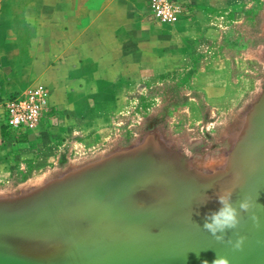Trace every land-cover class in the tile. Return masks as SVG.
<instances>
[{"label":"rangeland","instance_id":"1","mask_svg":"<svg viewBox=\"0 0 264 264\" xmlns=\"http://www.w3.org/2000/svg\"><path fill=\"white\" fill-rule=\"evenodd\" d=\"M146 19L167 24L152 20L149 12ZM125 74L115 91L119 103L113 113H105L106 104L78 117L59 107L52 114L60 118L51 123L54 128L39 127L33 130L39 134L31 138L9 132L18 141L14 145L21 146L16 148L19 152L30 146L36 149L20 153L16 162L0 169V202L119 155L124 161L118 172L134 178L142 205L162 203L172 215L200 218L220 207L218 194L226 190L232 194L264 160V143L254 140L257 129L251 131L249 125L264 95V0H251L240 23L223 29L216 43L206 44L179 68ZM212 79L219 86L206 88L205 82ZM92 116L99 120H90ZM97 130L101 134L96 141L86 140ZM27 137L33 143L22 146L20 141ZM91 216L94 221L100 218L95 212ZM55 239L32 249L46 255L60 252L69 242ZM52 244L61 249L51 251Z\"/></svg>","mask_w":264,"mask_h":264},{"label":"crops","instance_id":"2","mask_svg":"<svg viewBox=\"0 0 264 264\" xmlns=\"http://www.w3.org/2000/svg\"><path fill=\"white\" fill-rule=\"evenodd\" d=\"M189 1L191 17L159 25L146 19L149 0H0V98L47 86L53 107L43 130L54 128L51 123L60 118L52 114L59 107L78 117L106 104L105 113H113L125 73L152 75L179 68L206 44L216 43L223 29L240 23L251 0ZM125 56L127 62H121ZM215 79L205 87L217 88ZM10 131L0 108V169L36 149L29 138L38 132L14 131L29 136L20 143L30 147L19 152ZM100 134L97 130L86 140L96 141Z\"/></svg>","mask_w":264,"mask_h":264},{"label":"bare ground","instance_id":"3","mask_svg":"<svg viewBox=\"0 0 264 264\" xmlns=\"http://www.w3.org/2000/svg\"><path fill=\"white\" fill-rule=\"evenodd\" d=\"M258 137L263 138L264 134L260 132ZM118 156L109 155L100 161L93 162L92 165H85L69 171L61 179L53 178L44 183L43 186L37 187L21 197L9 200L7 203L0 202V211H4L0 215V248L10 249L4 242V237L13 230L17 234L22 233L23 239L40 237L48 230H67L69 224L66 223L65 216L72 210L84 214V209L87 206L100 207L106 220L113 222L125 220V224L118 228L116 232L118 234L114 236L122 237L118 238V241H111L101 238L106 234L90 232L92 231L91 224L89 227H85L82 224V220L85 218H82L79 229L89 230V233L82 237L86 239L85 241H81L82 238L76 235V238H73L71 248L73 252L70 254L75 258V262L92 261L100 256H107L109 253L107 255L96 253L108 246L114 248L121 246V244H127V247L136 250L151 249L152 246L165 244L172 245L177 242L176 245L186 247L201 245L190 244V242L201 243L205 240L202 238H206L201 237L205 233L195 232L190 228V226L203 225L204 223H200L201 221H191L194 223H190V221H182L186 219L169 221L168 219L157 218L160 207L157 209L154 206L159 205L147 207V204L142 205L140 199L136 198L134 191L127 193L130 180L127 175L112 173L104 183L99 181L100 175L111 173L116 166L121 165L124 160L123 157ZM92 182L96 184H92ZM118 184L120 186H117ZM111 187H115V190H110ZM254 187L257 198L253 201L252 207L246 215L238 216L239 222L242 218L245 219L236 228L218 233L225 237L224 240H235L241 236L245 238L251 230L264 221V175L258 179ZM237 200L244 201L242 197L237 198ZM238 205L236 204L234 207ZM253 216L257 219L254 220ZM43 227L45 228L41 231L40 229ZM198 230L205 229L201 227L196 231ZM151 237H156L155 239L158 240H150ZM121 241H125V243H121ZM35 245L37 244H33V246ZM50 248L51 251L61 249L54 244ZM28 253H32V251L29 249ZM83 257L87 258L83 259Z\"/></svg>","mask_w":264,"mask_h":264},{"label":"water","instance_id":"4","mask_svg":"<svg viewBox=\"0 0 264 264\" xmlns=\"http://www.w3.org/2000/svg\"><path fill=\"white\" fill-rule=\"evenodd\" d=\"M257 110L259 111V113L256 115L253 114L252 124H249L251 125L250 130L253 131L254 129H257L254 140L257 141V143H264V137H258L260 132L264 134V95L262 97L261 104L259 108H257ZM119 168H121L120 164L119 166H116L111 173L100 175L103 176V178L105 176V178L104 180L102 178L99 181L101 183H104L106 179L109 178V175L112 173H118L119 175H127L130 178L129 186L126 190L127 193L134 191L136 198H139L137 196L139 187L137 184L134 183V178L131 176L130 173L126 171L118 172ZM263 175L264 160L261 162V164L256 170L248 174L244 184L231 194V203L233 204V206H235L236 204H240V200L236 201V199L239 197H242L244 200L247 198V201L249 202L250 207L247 211L240 210L239 205L236 207L239 216L246 215L252 207L253 201L257 198V194L256 192H254V186L256 185L258 179H260ZM93 183L94 182H92V184ZM119 184L117 186H120ZM110 190H115V187H111ZM151 205H159L154 206L157 209H159L160 207L158 211L159 213L157 212V218H164L168 219L169 221L186 219L182 221H190V223H194L197 221H201L200 223H204L205 221V217H188L189 215L185 213L172 215V213L166 212V207L163 206L162 203H150L149 205H147V207H150ZM3 212L4 211H0V215ZM91 212L97 213L100 218L94 221V219L91 218ZM83 213L84 214H80V212L74 210L70 211L65 216L66 223L69 224L67 230H48L37 238L32 237L31 239H23L21 235L22 233L17 234V232H15L14 230L10 231L9 235L4 237V242L10 249L0 248V264H202V261L205 260H207L209 264H211V261L216 256L226 257L229 261V264H264V221L249 232V234L245 237L242 247L240 249L234 248V244L237 239L223 240L222 242L214 241L216 239H212L214 237L208 231H196L197 229L203 227V225H195L190 226V228H192L191 230L195 232L205 233L201 237H206L202 238L205 240L201 243L190 242L191 245L201 244L199 246L186 247L182 245H176L178 243L177 242L172 245L165 244L155 247L152 246L151 249L136 250L134 248L127 247V244H121V246H117L114 248L108 246L102 250H98L99 252H97L96 254L107 255L109 253L107 256H100L99 258H97L98 260L94 259L92 261L75 262V258L72 257V255L70 254L73 252L71 250L73 238H76V236L82 238L84 235L89 233V230H86L84 228H82L81 230L79 229L80 220L82 218H85L84 220H82V224L85 225V227H89L91 224L92 231L90 232L106 234L104 236H101V238H104L106 240L110 239L111 241H118V238L122 237L114 236L115 234H118L116 233L118 228L120 226H124L125 224V220H118L116 222L106 220L104 217L103 210L100 207L94 208L91 206H87V208L84 209ZM244 219L245 218H242L241 221H243ZM83 222H85V224ZM44 228L45 227L41 228L40 230L42 231V229ZM57 237H63V241H66L67 238V240L69 241L65 242L66 246L61 245L62 250L60 252L49 253L46 255L33 253L35 252L32 249L34 247L33 244H41L46 241L56 240L55 238ZM155 238L156 237H151L150 240L154 241ZM85 240L86 239L84 238L81 239V241ZM229 241H231V243ZM121 243H125V241H121ZM29 249L32 251V253H28ZM86 258L87 257H83V259Z\"/></svg>","mask_w":264,"mask_h":264},{"label":"built area","instance_id":"5","mask_svg":"<svg viewBox=\"0 0 264 264\" xmlns=\"http://www.w3.org/2000/svg\"><path fill=\"white\" fill-rule=\"evenodd\" d=\"M149 17L160 23L177 24L194 12L189 0H149ZM50 90L45 85L15 91L0 98L5 126L11 131L35 130L51 113Z\"/></svg>","mask_w":264,"mask_h":264},{"label":"clouds","instance_id":"6","mask_svg":"<svg viewBox=\"0 0 264 264\" xmlns=\"http://www.w3.org/2000/svg\"><path fill=\"white\" fill-rule=\"evenodd\" d=\"M217 202L220 207L207 213L205 215V221L203 228L208 231L217 241H223L224 236L218 233H224L228 229H234L239 224V214L237 208L231 203V191L226 190L221 194L217 195ZM250 205L247 200L241 201L239 204L240 210L247 211ZM256 220L257 217L253 216ZM244 237H239L234 244V248L240 249L242 247ZM231 243V241H229ZM202 264H209L207 260L202 261ZM211 264H229L226 257L216 256L211 261Z\"/></svg>","mask_w":264,"mask_h":264}]
</instances>
